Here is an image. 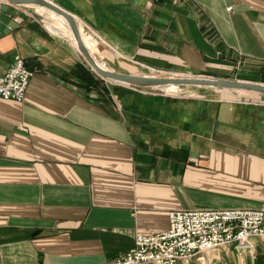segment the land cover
<instances>
[{
	"label": "crops",
	"instance_id": "obj_1",
	"mask_svg": "<svg viewBox=\"0 0 264 264\" xmlns=\"http://www.w3.org/2000/svg\"><path fill=\"white\" fill-rule=\"evenodd\" d=\"M49 1L119 71L264 84V0ZM38 13L9 5L17 28L0 37V77L17 56L36 71L24 102L0 98V264H108L171 211L261 207L264 95L118 86ZM176 264H264V248Z\"/></svg>",
	"mask_w": 264,
	"mask_h": 264
},
{
	"label": "built area",
	"instance_id": "obj_2",
	"mask_svg": "<svg viewBox=\"0 0 264 264\" xmlns=\"http://www.w3.org/2000/svg\"><path fill=\"white\" fill-rule=\"evenodd\" d=\"M35 73L17 56L0 77V98L24 102ZM256 242L264 248V201L256 210H174L168 230L137 236L132 249L108 264H176L193 259L204 263L212 251L229 245L253 250Z\"/></svg>",
	"mask_w": 264,
	"mask_h": 264
},
{
	"label": "water",
	"instance_id": "obj_3",
	"mask_svg": "<svg viewBox=\"0 0 264 264\" xmlns=\"http://www.w3.org/2000/svg\"><path fill=\"white\" fill-rule=\"evenodd\" d=\"M0 1H4V4H1L0 6V37L9 34L11 30L17 28V24L8 16L9 5H26L45 7L64 17L70 23L77 37L80 38V32L76 18L49 0ZM81 55L83 56L84 61L90 66L92 71H94L98 76L110 82L132 87L134 89L147 88L152 89L156 93L164 94V90L157 89H165L166 87L190 86L208 89L235 90L264 95V84L236 80V74H233L229 80L211 78H149L135 74H123L115 70H103L99 68V66L84 47L81 49Z\"/></svg>",
	"mask_w": 264,
	"mask_h": 264
},
{
	"label": "rangeland",
	"instance_id": "obj_4",
	"mask_svg": "<svg viewBox=\"0 0 264 264\" xmlns=\"http://www.w3.org/2000/svg\"><path fill=\"white\" fill-rule=\"evenodd\" d=\"M38 18H39V20L41 21V24H43V26L51 33V34H53V35H55V36H57V37H60V38H62V39H65L67 42H69V44L73 47L74 46V44L71 42V41H69L68 40V38H67V36L64 34V32H63V30H62V28H60L59 26H54L52 29H54V30H52L49 26H48V15H47V13L46 12H44V11H39V13H38ZM81 25V24H80ZM82 26V25H81ZM82 27H84L85 28V26H82ZM85 29H87V28H85ZM53 31H55L56 32V34L53 32ZM58 34V35H57ZM62 36V37H61ZM64 37V38H63ZM92 40H93V38H92ZM91 46H92V48H93V50H94V52H96V53H98L99 55H101V58L103 59H101L103 62H106L107 64H108V62L105 60L106 59V57H105V54H104V50H103V47H102V45L101 44H99V43H96V41H94L93 40V43H91ZM75 47V48H74ZM73 47V49L77 52V54L82 58V60L84 61V59H83V56L81 55V53L76 49L77 47L76 46H74ZM96 53H94L93 55L94 56H98V54H96ZM100 57V56H99ZM85 62V61H84ZM86 63V62H85ZM86 65H87V63H86ZM109 65V64H108ZM88 66V65H87ZM110 66V65H109ZM90 67V66H89ZM111 68L112 69H114L115 71H118V72H126L127 74L129 73V74H133V72H136L135 71V69H133V68H128V69H126V68H124L123 69V67H121V70L119 71L118 69H116L115 67L113 68V66H111ZM147 70V72H145L144 71V73H137V74H135V75H138V76H151V77H166V78H182V77H193V78H195L196 76H193V75H190L189 73L188 74H184V75H181L180 73V75L178 74V72H168V71H163L162 72V70H160V71H157V70H154V69H151V68H146ZM129 71V72H128ZM186 75V76H185ZM181 76V77H180ZM199 78V77H198ZM114 83V82H113ZM116 85H118V86H124V85H121V84H117V83H115ZM124 87H127V88H130V89H132V90H135V91H138V92H143V93H145L144 95H149V96H162L163 94H161V93H156V92H154L152 89H147V88H138V89H134V88H132V87H128V86H124ZM167 91H174L175 92V90L174 89H168ZM166 90H164L163 92L164 93H166L167 92ZM194 96H196L197 97V95H194Z\"/></svg>",
	"mask_w": 264,
	"mask_h": 264
},
{
	"label": "bare ground",
	"instance_id": "obj_5",
	"mask_svg": "<svg viewBox=\"0 0 264 264\" xmlns=\"http://www.w3.org/2000/svg\"><path fill=\"white\" fill-rule=\"evenodd\" d=\"M38 11H44L48 15V26L49 27H54V26H59L62 28L63 32L67 36L68 40L71 41L74 46L77 47L78 51L81 53V49L84 47L89 54L91 55L92 59L96 62V64L99 66V68L103 70H108V71H114L111 67L108 66L105 62H103L99 56H94L93 54L90 53V51L87 49L86 44L84 42V39L82 37V32L80 30V26L78 25V29L80 32V38L77 37L75 34L74 30L72 29L70 23L62 16L58 15L57 13L45 8V7H40V6H34ZM149 78H166V77H151V76H146ZM181 77V76H180ZM182 78H189V77H182ZM197 78V77H195ZM178 87H166L165 89L158 88L157 90H168V89H177Z\"/></svg>",
	"mask_w": 264,
	"mask_h": 264
},
{
	"label": "trees",
	"instance_id": "obj_6",
	"mask_svg": "<svg viewBox=\"0 0 264 264\" xmlns=\"http://www.w3.org/2000/svg\"><path fill=\"white\" fill-rule=\"evenodd\" d=\"M86 68V67H85ZM87 69V73H85V74H92V71H91V69L88 67V68H86ZM93 75V74H92Z\"/></svg>",
	"mask_w": 264,
	"mask_h": 264
}]
</instances>
